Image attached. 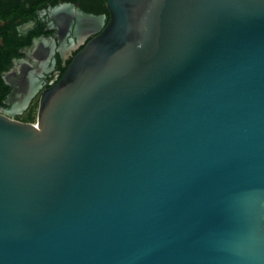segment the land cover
Returning a JSON list of instances; mask_svg holds the SVG:
<instances>
[{
  "label": "water",
  "instance_id": "95a60500",
  "mask_svg": "<svg viewBox=\"0 0 264 264\" xmlns=\"http://www.w3.org/2000/svg\"><path fill=\"white\" fill-rule=\"evenodd\" d=\"M105 2L0 114V264H264V0Z\"/></svg>",
  "mask_w": 264,
  "mask_h": 264
},
{
  "label": "flooded vegetation",
  "instance_id": "af4514ba",
  "mask_svg": "<svg viewBox=\"0 0 264 264\" xmlns=\"http://www.w3.org/2000/svg\"><path fill=\"white\" fill-rule=\"evenodd\" d=\"M109 18L105 0H0V114L36 122L42 94Z\"/></svg>",
  "mask_w": 264,
  "mask_h": 264
},
{
  "label": "rangeland",
  "instance_id": "374dc122",
  "mask_svg": "<svg viewBox=\"0 0 264 264\" xmlns=\"http://www.w3.org/2000/svg\"><path fill=\"white\" fill-rule=\"evenodd\" d=\"M36 118H37V115H35L34 119L36 120Z\"/></svg>",
  "mask_w": 264,
  "mask_h": 264
},
{
  "label": "trees",
  "instance_id": "16d2710c",
  "mask_svg": "<svg viewBox=\"0 0 264 264\" xmlns=\"http://www.w3.org/2000/svg\"><path fill=\"white\" fill-rule=\"evenodd\" d=\"M103 10H105V8H104ZM32 121H33V119H32ZM33 122H34V121H33Z\"/></svg>",
  "mask_w": 264,
  "mask_h": 264
}]
</instances>
